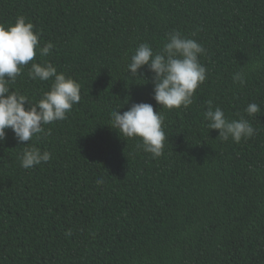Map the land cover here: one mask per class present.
Wrapping results in <instances>:
<instances>
[{
    "label": "trees",
    "instance_id": "1",
    "mask_svg": "<svg viewBox=\"0 0 264 264\" xmlns=\"http://www.w3.org/2000/svg\"><path fill=\"white\" fill-rule=\"evenodd\" d=\"M18 15L40 47L54 45L32 62L78 82L81 99L28 143L6 129L0 264H264V0H0V24ZM173 30L203 45L207 78L188 108L167 110L147 66L133 77L127 64L140 43L158 51ZM32 62L10 88L35 103L52 80L30 79ZM241 68L244 85L233 82ZM208 101L256 134L221 140L206 126ZM140 102L164 115L155 159L111 128L110 111ZM28 146L52 158L23 169Z\"/></svg>",
    "mask_w": 264,
    "mask_h": 264
},
{
    "label": "clouds",
    "instance_id": "2",
    "mask_svg": "<svg viewBox=\"0 0 264 264\" xmlns=\"http://www.w3.org/2000/svg\"><path fill=\"white\" fill-rule=\"evenodd\" d=\"M33 24L23 15H18L14 23L0 24V142L6 139V129H10L18 142H29L45 131L44 125L67 118L73 105L80 102L81 85L57 72L56 67L48 61L36 63L34 57L39 52L41 57L51 54L54 45L44 43L40 47L39 36L33 31ZM195 35V33H193ZM166 42L161 49L154 51L146 42L140 43L130 55L127 71L138 77V70L147 66L152 75V98L164 109L188 108L193 103V95L200 84L206 80L207 69L199 61L205 48L195 39L173 30L165 34ZM31 63L28 76L32 80H52L50 87L42 96L32 103L26 95L10 88L23 67ZM143 73H139L142 77ZM247 72L241 68L233 76V82L244 85ZM127 103V102H126ZM208 108L203 113L207 128L218 130V137L223 141L231 139L240 143L256 134L249 120L241 117L229 120L219 106ZM124 106V105H123ZM122 106V107H123ZM117 107L110 111L111 128L119 130V136L136 138V147L152 158L162 155L166 135L163 128L164 115L154 111L152 104L132 103L122 114ZM248 116L260 111L256 103H250L244 110ZM24 143V144H27ZM51 153L41 151L36 146H28L18 155L20 166L31 169L48 162ZM97 184L104 183L101 176ZM71 235V231L67 233Z\"/></svg>",
    "mask_w": 264,
    "mask_h": 264
}]
</instances>
